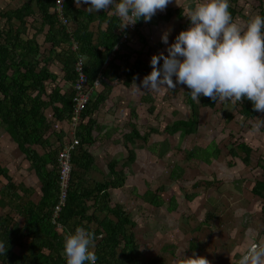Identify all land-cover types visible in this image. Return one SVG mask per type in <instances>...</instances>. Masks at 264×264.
<instances>
[{
    "label": "rangeland",
    "instance_id": "1",
    "mask_svg": "<svg viewBox=\"0 0 264 264\" xmlns=\"http://www.w3.org/2000/svg\"><path fill=\"white\" fill-rule=\"evenodd\" d=\"M196 2L170 0L171 5L183 9L182 19L174 14L167 24L145 25L147 74L152 71L148 64L152 56L161 51L167 54L162 34L169 31V43L174 42L181 31L180 26H189L187 10ZM171 5L157 12L165 14ZM229 6L237 7L239 13L234 18L243 23L261 9L264 11V0H238L236 3L229 0ZM143 78L140 75L131 88L127 87L130 89L117 88L112 103L104 107L99 120L102 130L94 131L95 143L90 148L97 170L91 173L102 171L108 175L107 164L114 159L120 164L118 168L127 174L124 189L113 192V205L119 201L123 203L136 223L129 230L140 247L141 264L154 261L178 264L184 255L193 253L206 256L212 264H239L240 257L252 247L264 245V198L251 191L256 181L264 179V113L246 119L240 115L238 100L230 99L217 98L216 107L207 108L201 103L202 94L199 99H194L198 110L196 132L185 137L179 133L169 135L165 133L166 126L176 120H187L192 115L187 102L189 88L178 83L175 88L145 91L141 84ZM132 124L141 135L147 133L150 136L147 142L140 140L129 145L136 153L135 162L130 164L123 135L132 130ZM107 132L111 133L112 139L103 137ZM165 141H168L169 152L159 158V144ZM239 144L252 149L248 165L230 153ZM212 145L218 147L220 154L211 163L187 160L188 151ZM61 150L63 147L59 152ZM0 163L13 169L14 179H26V183H30H23V187L39 191V184H33L36 177L29 169L30 164L3 127H0ZM230 163L233 164L230 166ZM3 183L0 177V187ZM152 193L163 202L161 207L146 201V197L158 201ZM91 229L93 232L96 229L94 223Z\"/></svg>",
    "mask_w": 264,
    "mask_h": 264
},
{
    "label": "trees",
    "instance_id": "2",
    "mask_svg": "<svg viewBox=\"0 0 264 264\" xmlns=\"http://www.w3.org/2000/svg\"><path fill=\"white\" fill-rule=\"evenodd\" d=\"M238 0H232L236 3ZM40 13L44 22L50 27V33L47 40L52 42L54 50L60 44L68 43L72 39L78 44L81 56H88L85 60V70L90 81L97 78L104 65L108 55L117 47L116 56L120 55L122 44L120 39L127 30L122 31V20L112 17V25L107 32L99 37L104 51L90 47L93 33L86 28L80 27L76 34H69L66 27L59 21L57 15L50 13L49 9L55 6L54 0H37ZM263 4H261L262 6ZM67 7V4H66ZM230 11L235 17L239 12L237 7L229 6ZM67 12V9H66ZM21 13H25L21 10ZM260 13H264L261 9ZM172 14H176L179 19L183 17V9L169 10L164 16H155L158 20L168 22ZM19 13L0 12V127H3L8 137L16 143L21 154L26 161L30 163V170H33L42 185L41 200L34 204L30 197L25 200L19 197L16 191L19 189L12 182L10 168L0 163V176L4 179L5 188L3 193L9 197L13 194L19 198L23 204V216L26 222L25 229L22 231L18 226L11 232L10 227H6L0 241H3L7 249L6 253H0V264H66V258L63 254L64 236L68 231H75L77 226H84L91 229L94 223L95 232V253L100 264H141L142 255L139 245L136 242L135 235L129 230V227H135L136 223L131 219L125 206L118 202L113 205V192L124 188L127 184V174L118 167L119 162L112 159L107 164L109 171L105 175L102 171L95 168V157L90 152L91 146L95 143V130L101 131L97 113L102 104L112 91V86L102 79V87L96 89L92 94L90 102L86 105L79 119L78 128L75 135L79 138V145L72 153L71 162L73 165L68 188L66 191L65 204L57 219L63 228L58 230L57 224L53 222L55 208L59 205L62 189L60 182V168L58 163V153L62 147L69 143L66 139L65 131L57 132L54 122H68L70 128L74 120L73 109L75 107V90L61 94L60 89L55 87L52 91L47 89L48 81L55 82L57 76L48 69L50 59L42 52L41 45L34 39L24 40L23 29L13 23L15 18H19ZM154 20L146 21L143 18L135 23V29L139 32L140 28L154 24ZM189 24V21L186 22ZM22 27L24 25L22 24ZM181 30L186 28V24L180 26ZM131 39V36L129 37ZM129 39V40H130ZM131 41V40H130ZM129 41V43H130ZM93 51V52H92ZM63 56V55H62ZM65 68L67 76L72 85L75 84L74 61L77 56L72 50L64 51ZM135 67H132L131 77L128 80L132 82L138 75L143 77L147 75L142 71L141 64L136 61ZM142 71V73H141ZM135 77V79H134ZM116 79L114 80V82ZM127 85L129 83L127 82ZM187 91V102L191 108L192 115L187 120H176L171 125L166 126L165 133L181 136H189L196 132L198 124V110L196 101ZM240 105V115L246 119H252L259 116L261 112L253 108V102L247 98L238 100ZM201 103L204 107L214 109L217 100L202 95ZM52 110V118H48L46 112ZM136 116V110L133 109ZM132 130L123 135V145L129 151L128 161L130 164L135 162L136 153L130 148L138 141L147 142L149 134L141 135L137 126L132 124ZM158 133V131H155ZM53 136L55 138H53ZM111 134L107 132L103 135L110 138ZM52 138V140H51ZM130 145V146H129ZM169 152L168 141L159 144L157 154L163 158ZM233 158H240L248 165L250 162L252 149L246 144H239L230 151ZM244 156H239L240 154ZM220 151L215 145L207 148L197 147L187 152V160L198 159L205 163H211L212 159L219 157ZM125 167L127 166L124 162ZM233 163H230V166ZM235 164V162H234ZM264 168V163H263ZM252 193L260 198H264V179L255 182ZM2 193V194H3ZM27 192H24L26 194ZM158 200H149L156 207H161L163 202L159 197L152 193ZM23 200V202H22ZM264 213V206L262 208ZM10 228V229H9ZM9 232V235H8ZM13 235V236H12ZM99 236H102L98 240ZM31 238L29 244H25L24 239ZM15 247L20 248V253H15ZM85 264H88L85 261ZM147 264H157L156 261Z\"/></svg>",
    "mask_w": 264,
    "mask_h": 264
},
{
    "label": "clouds",
    "instance_id": "3",
    "mask_svg": "<svg viewBox=\"0 0 264 264\" xmlns=\"http://www.w3.org/2000/svg\"><path fill=\"white\" fill-rule=\"evenodd\" d=\"M169 2L170 0H76L79 5L86 4L89 12L101 9L115 12L124 22L122 28L127 27L120 44L129 41L131 31L135 30L132 24L141 18L150 21ZM66 8L65 5V15L69 20ZM186 16L189 18V26L175 36L174 42L169 43V31L162 34L167 54L161 51L152 56L148 63L152 71L144 76L142 88L145 91H159L163 87L175 88L178 83L186 84L193 99H199L202 94L213 100L218 98L236 101L247 98L253 102L254 109L264 112V13L252 15L241 23L233 17L229 0H197L194 6L188 8ZM64 26L73 35L70 20ZM124 35L127 36L125 40ZM78 53L81 55L80 50ZM83 57L86 60L85 55ZM75 63L74 61V65ZM144 71L147 72V67ZM98 77L100 86L94 88V91L102 84V74H98ZM95 79H89L91 85ZM136 86L142 90L141 86ZM72 87L74 88V84ZM57 219L53 216L57 229L62 230L63 226L56 222ZM63 244L66 264H85V261L96 264L98 257L94 251L95 234L89 229L80 225L74 232L68 231ZM6 251L4 242L0 241V253ZM178 264L212 262L206 256L193 253L191 256L184 255L183 259L178 260ZM239 264H264V245L252 247L240 257Z\"/></svg>",
    "mask_w": 264,
    "mask_h": 264
},
{
    "label": "crops",
    "instance_id": "4",
    "mask_svg": "<svg viewBox=\"0 0 264 264\" xmlns=\"http://www.w3.org/2000/svg\"><path fill=\"white\" fill-rule=\"evenodd\" d=\"M169 5L171 4L169 3ZM175 8L180 9L178 7H174V5H171L170 9L165 10L167 11L165 14H162V12H157L152 17V19L155 21L154 24H148V25L158 26L162 24H167L173 18L174 14H172V17L168 22H165L164 20H158L160 22H157V18L155 16H164L168 13L169 10L172 11L176 10ZM66 9H67L66 13L70 20V25H71L70 28L72 30V33L76 34L77 30L79 32L80 27L86 28L89 32L93 33L94 35L90 47L92 48L96 47L97 50L100 49L101 51H104V46H101V43L99 42V37L102 35V33L107 32L109 26L112 25V20H113L112 17L119 18L120 20L121 18L117 16L114 11L110 12L104 9H101L98 12H89L86 10L87 9L86 4L81 3V5H79L76 3V0H67ZM21 10H24L25 13L22 14ZM0 12H5V13L11 12L14 14L19 13L20 17L15 18L13 20V23L16 26L19 27L21 26V28L23 29V35L21 37L24 40L27 39L36 40L41 45L42 52H44L45 55H47L48 58L50 59V62L48 64V69L51 73L57 76V80L55 82L48 81L46 83L47 89L49 91H52L55 87H57L58 89H60L61 94H65L68 92L71 93L73 90L72 82L68 79L71 77V75L67 76L66 74L65 61H63L65 57L63 56H64V51L68 52V50H71L74 41L71 39L70 42L66 44L62 43L60 44V46H57L54 50L52 49V42H49L47 40V38L49 37L48 35L50 33L51 27L47 22H44L43 17L39 10V5L37 0H0ZM49 12L54 13V9L50 8ZM22 24L24 25V27H22ZM120 26H121L120 31H122L123 24L121 23ZM144 28L145 26L141 27L139 32L135 29L131 33V39L129 38L131 41L129 40L130 43L128 41L127 43L123 44L120 55L116 56V54L114 53L115 51L114 49V51L111 52L108 55L107 59L104 61V65L101 68V72L99 74H102V79H104L106 83H109L112 86V91L108 97V100H106L105 104L101 105L102 107L97 112L100 115V119H102L101 117L103 116L102 112L104 110V107L112 103L111 98L115 95L117 88L122 87V89L125 90L130 89L133 85V82L137 81L138 78L140 77V75H138L136 79L134 77L135 80L133 82L127 79L128 77H131V73H132L131 68L137 65L135 64L136 61L141 64V69H143L142 71H144L145 68L147 67L146 62L148 56L145 49L147 38H146V32H144ZM85 57L86 60H88L89 57L86 55ZM115 79L116 81L114 82ZM127 82L129 83V85H127ZM100 89L101 90L103 89L102 84ZM46 114L48 118H52L53 113L51 109H48ZM52 121L54 123V127L57 132H61V131L67 132L65 134L66 135L65 137L67 141H69L73 135V129L70 128L69 123L68 122L59 123V122H54V120ZM98 123H100V121ZM8 138L13 144L16 145V143L13 142V140H11L10 137ZM53 138L55 137L53 136ZM111 139H112V135H111ZM2 165L6 166L5 164ZM30 166L31 165H29V169ZM9 168L11 171V175L14 176L13 169L11 167ZM19 171L21 170L19 169ZM33 174H35V172ZM35 177L36 179L34 178L33 184L34 183L36 184L37 182V184H39L40 186L39 191H37L36 189L35 192L32 190H28V187L22 186L23 183L30 184L28 182L26 183L27 181L26 179L24 181L22 179L17 178L16 180L13 178L12 182L17 186V188H19L16 191V193L20 198L23 197L25 200H27L30 197V195L33 194L30 197V199L34 204H37L42 197V191H41L42 185L39 183V179L37 178L36 174ZM5 185L6 184L4 182L2 184V187H0V239L1 236L5 235L4 232L7 231L5 230L6 227H10L11 232H14L16 230V226H18V229L20 228L22 231L25 229L26 226V222L24 221L25 217L23 216V210H24L23 204L19 201V198L16 196V194L15 195L13 194V197H9L7 194H4L5 192L3 193ZM123 189L124 188L120 189V191H122ZM117 191L119 190H116V192ZM24 192L27 193L24 194ZM24 242L25 244H29L31 242V238L27 237L26 239H24ZM14 252L16 254L20 253V248L15 247Z\"/></svg>",
    "mask_w": 264,
    "mask_h": 264
},
{
    "label": "built area",
    "instance_id": "5",
    "mask_svg": "<svg viewBox=\"0 0 264 264\" xmlns=\"http://www.w3.org/2000/svg\"><path fill=\"white\" fill-rule=\"evenodd\" d=\"M66 1L67 0H55L54 7V11L58 16L59 21L64 25L69 24V20L65 15ZM126 38L127 36L124 35L123 39L125 40ZM71 50L77 55V59L75 60L76 63L74 66V73L76 78L74 89L76 96L74 99L75 107L73 109L74 120L72 122V127L74 130L73 141L65 144L63 150H61L58 155V163L61 174L59 185L61 186L62 193L59 205L54 211V219L59 217L62 207L65 204L66 191L69 186L68 182L73 168L71 164L72 152L76 149V146L79 144V140L76 138L75 132L79 124L78 122L80 116L86 105L89 103L94 88L100 86V77L96 78L92 85L90 84L87 74L85 72V58L78 53L79 47L76 42H74L73 46L71 47ZM96 264L100 263L97 261Z\"/></svg>",
    "mask_w": 264,
    "mask_h": 264
}]
</instances>
